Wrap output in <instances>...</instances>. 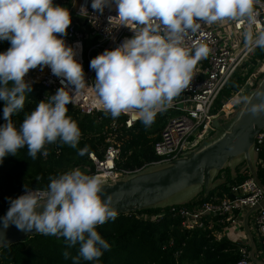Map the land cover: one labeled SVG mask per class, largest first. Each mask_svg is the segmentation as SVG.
<instances>
[{
  "label": "clouds",
  "instance_id": "1",
  "mask_svg": "<svg viewBox=\"0 0 264 264\" xmlns=\"http://www.w3.org/2000/svg\"><path fill=\"white\" fill-rule=\"evenodd\" d=\"M260 2L91 0V8L99 13L114 4L118 13L115 18L134 31L132 38L90 61L89 67L96 73L92 87L99 106L114 119L135 110L142 124L151 126L157 113L189 88L197 63L210 54L206 44L194 50L184 44L185 37L197 32L202 24L246 21L245 43L264 49V30L253 31L258 24L255 6ZM84 12L86 9L81 8ZM71 23L70 11L54 0H0V41L11 45L0 52V101L6 121L0 125V163L25 146L32 159L38 153L46 156L45 145L57 141L77 148L81 131L67 115V105L75 103L87 84L76 51L63 38ZM38 66L41 70L48 67L61 78L62 87L40 101L17 128L12 116L23 109L25 93L32 90L25 76ZM257 98L253 102L254 98L237 95L233 103H244L249 113L261 117L264 95ZM86 152L85 147L77 154ZM49 180L44 190L26 187L25 194L6 197L9 208L0 216V225L5 230L14 225L24 232L34 229L42 235L62 236L69 248L79 245L72 264H80L81 259L98 261L110 245L97 226L117 218V210L103 198L99 178L76 168ZM63 256L68 259L69 252Z\"/></svg>",
  "mask_w": 264,
  "mask_h": 264
},
{
  "label": "built area",
  "instance_id": "2",
  "mask_svg": "<svg viewBox=\"0 0 264 264\" xmlns=\"http://www.w3.org/2000/svg\"><path fill=\"white\" fill-rule=\"evenodd\" d=\"M57 1L67 5L73 17L83 25V27H78L77 21L71 23L67 29V35L63 37L66 45L72 46L76 51L75 58L83 66L87 84L83 92L76 98L75 103H69L68 106L76 109L79 115L84 117H95L98 121L104 118L109 119L108 124L102 130L106 144L102 158H98L93 153L88 154V159L93 166L91 175L97 176L101 183L115 181L150 165L173 161L196 149L214 135V120L220 117L228 119L241 106L242 103H233V97L237 95L246 96L250 90L256 87L258 80L264 75L263 57L244 86L214 112L217 99L227 83L241 66L253 57L259 47L245 43L243 33L247 27L246 21L225 20L212 25L202 24L197 32L189 33L185 37L184 44L192 50L195 46L206 44L211 51L207 58L197 63L189 88L174 98L169 107L156 115V117L163 118V125L157 140L152 145V152L157 161L134 171L117 169L116 161L120 152V142L117 140L118 133L120 130H133L141 120L135 110L122 113L115 119L102 110L92 87L96 73L90 69L89 64L91 59L106 49L113 50L126 39L132 38L134 31L115 18L118 13L114 4L105 7L103 13H99L91 8V0ZM81 8L86 9V12L81 13ZM255 9L258 13V24L253 26L254 32L258 29L264 30V0H261ZM77 44L80 47H77ZM25 80L31 82V86H40L52 94H55L56 90L62 87L61 78L54 76L48 67H44L43 70L39 66L30 69ZM263 145L264 131L255 140V152L257 154ZM259 165L264 168V164L257 160V167ZM23 194L25 191L20 195ZM229 195V197L203 203L197 208L172 207L169 210L172 216L180 218L182 230L203 229L207 222L208 229H213L214 224L234 227L240 224V213L254 208L263 198L261 190L251 177L232 186ZM162 216L163 214H158L153 217V220H159ZM253 227L264 252V206L255 214ZM214 233L217 238L224 236L223 231L220 233L215 230ZM245 245L246 243H240L239 254L241 259L237 264H253L248 256L249 251L244 248Z\"/></svg>",
  "mask_w": 264,
  "mask_h": 264
},
{
  "label": "trees",
  "instance_id": "3",
  "mask_svg": "<svg viewBox=\"0 0 264 264\" xmlns=\"http://www.w3.org/2000/svg\"><path fill=\"white\" fill-rule=\"evenodd\" d=\"M71 19L72 23L77 21L74 17ZM9 47L8 41H0V52ZM263 57L264 49L258 48L253 57L241 66L217 99L214 112L244 86ZM51 95L52 92L45 91L40 86H32L31 92L25 93L23 109L12 116L14 125L19 128L26 114H30L40 101ZM3 107L4 103L0 101V125L6 122ZM67 107V115L77 122L81 131L77 148L57 141L55 144H46L48 154L44 156L38 153L36 159L28 155L26 146L19 149L15 156H6L3 163H0V216L5 215L9 208L6 197L16 198L26 191V187L44 190L50 183V177H58L76 168L91 175L93 166L88 154L93 153L102 158L106 148L102 130L109 119L98 121L95 117H84L76 109ZM162 125L163 118L157 116L149 127L140 122L133 130H120L117 136L120 142L117 169L134 171L156 162L152 145L157 140ZM85 147L87 152L82 156L78 155V149ZM258 161L264 164V145L258 154ZM243 168L244 164L236 168L234 179L228 169L221 172L219 177L224 175L226 182L207 198L200 195L190 203L174 208L193 209L214 199L229 197L232 186L250 177L247 171L241 172ZM257 169V176L264 186V168L259 165ZM169 209L120 215L114 221L97 226L98 233L109 243L110 250L104 251L98 261L81 259L80 264H237L240 261V244L224 236L217 238L214 233L215 230L221 233L223 226L214 224L213 229H208L207 222L203 229L182 230L180 218L172 216ZM158 214H163L162 218L153 220ZM78 248L79 245L69 248L62 236L38 234L1 248L0 264H72L71 258L78 255ZM244 248L249 251L248 246L245 245ZM65 251L69 252L68 259L63 256Z\"/></svg>",
  "mask_w": 264,
  "mask_h": 264
},
{
  "label": "water",
  "instance_id": "4",
  "mask_svg": "<svg viewBox=\"0 0 264 264\" xmlns=\"http://www.w3.org/2000/svg\"><path fill=\"white\" fill-rule=\"evenodd\" d=\"M259 95H264V75L256 87L246 94L254 98L253 102H257ZM213 128L215 133L212 137L178 159L150 165L115 181L101 183L103 198L110 200L111 206L117 210V216L181 206L200 195L207 198L226 182L225 178L219 177L221 172L228 169L234 179L236 168L244 164L241 172L249 173L263 198L245 214L242 229L249 247L250 261L264 264L255 256L256 245L249 228V217L264 206V186L257 176L258 154L255 152L256 137L264 131V115L254 117L242 103L228 119L214 120ZM38 234L34 229L24 232L10 225L5 230L0 225V249Z\"/></svg>",
  "mask_w": 264,
  "mask_h": 264
},
{
  "label": "crops",
  "instance_id": "5",
  "mask_svg": "<svg viewBox=\"0 0 264 264\" xmlns=\"http://www.w3.org/2000/svg\"><path fill=\"white\" fill-rule=\"evenodd\" d=\"M54 3L56 5H59V6H62V7H66L69 11H70V14L72 15L71 18L73 17V14L71 12V10L69 9V7L67 5H63L61 4L59 1H54ZM78 22V25L80 27H83V25L80 23V21H77ZM249 209L245 210V211H242L240 213V216H239V222L240 224L234 226V227H230L229 225H222L223 226V235L228 238L229 240L231 241H235V242H238L239 244L240 243H246L247 245V241H246V238H245V235L243 233V229H242V222H243V218L245 216V214L248 212ZM254 217H255V214L250 216L249 217V228H250V231L253 235V238L255 240V245H256V258L259 259L257 257V249H258V245L260 246V241H259V238L257 237L256 233H255V230H254V227H253V220H254ZM251 223H252V226H251ZM261 247V246H260ZM261 260V259H259ZM264 262V260H261Z\"/></svg>",
  "mask_w": 264,
  "mask_h": 264
},
{
  "label": "rangeland",
  "instance_id": "6",
  "mask_svg": "<svg viewBox=\"0 0 264 264\" xmlns=\"http://www.w3.org/2000/svg\"><path fill=\"white\" fill-rule=\"evenodd\" d=\"M72 16V15H71ZM222 119V117H220ZM223 119H226V118H223ZM224 123V122H223ZM222 124V123H221ZM213 136V135H212ZM224 175L220 176V178H223ZM251 226H252V223H251ZM257 257L261 260H264V252L262 250V248L258 245V249H257Z\"/></svg>",
  "mask_w": 264,
  "mask_h": 264
}]
</instances>
